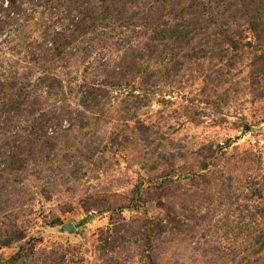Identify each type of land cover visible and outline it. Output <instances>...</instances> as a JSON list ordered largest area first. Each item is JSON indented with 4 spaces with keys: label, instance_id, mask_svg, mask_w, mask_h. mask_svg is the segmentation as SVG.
Masks as SVG:
<instances>
[{
    "label": "rangeland",
    "instance_id": "obj_1",
    "mask_svg": "<svg viewBox=\"0 0 264 264\" xmlns=\"http://www.w3.org/2000/svg\"><path fill=\"white\" fill-rule=\"evenodd\" d=\"M6 8L0 2V20ZM28 10L27 41L0 36V76L11 81L21 75L35 103L18 99L2 116L0 170L12 151L24 152L29 139L43 137L42 123L60 136L22 173L0 178V264L21 247L31 255L33 244L25 264H150L154 252L159 264H264V54L257 59L258 36H246L251 46L243 60L235 55L231 65H184L168 86L152 79L146 88L142 81L151 75L145 68L158 58L119 65L120 52L114 51L132 30L118 25L122 41L108 29L110 46L103 52L100 36L87 57L81 51L60 64L27 62L45 25L61 27L64 16L51 21L42 7ZM168 14L163 20H172ZM260 40L264 50V36ZM53 75L63 96L57 88L49 94L40 88ZM85 82L93 91H109L98 93V106L89 111L81 103ZM110 83L120 88L109 89ZM146 89L142 107L133 108ZM142 124L148 133H139ZM161 218L168 221L165 232L155 246H145L143 222ZM15 226L23 240L2 246ZM103 237L113 245L102 243Z\"/></svg>",
    "mask_w": 264,
    "mask_h": 264
},
{
    "label": "trees",
    "instance_id": "obj_2",
    "mask_svg": "<svg viewBox=\"0 0 264 264\" xmlns=\"http://www.w3.org/2000/svg\"><path fill=\"white\" fill-rule=\"evenodd\" d=\"M0 2H6L8 6L4 18L0 20V36L5 35L6 38L13 36L22 44L27 41L24 40L27 33L31 32L27 22L29 7L31 9L42 7L43 14L47 20L51 21L54 20V16L64 13L61 27L53 23L46 24L43 32L39 33V43L37 41L31 43L32 48L29 49L25 60L33 65L60 64L68 55L71 56L81 51H84L87 57L88 50L93 48V44L100 36L103 40H101L103 42L101 51L103 52L110 46L106 40V38H111L108 35V29L110 33H115L114 35H117L120 41H122L120 36L124 34V31L117 32L114 25L126 31L132 30V35L123 40L125 44L114 52H120L119 65L130 63L144 65L145 63L150 64L153 58H161V63L157 59L155 64L145 68V71L151 75L146 76L150 84L146 80L142 81L146 88H152V79L160 80L158 84L162 86H168L167 82L171 83L180 78L184 65H222L223 63L231 65L235 55H239L241 60L245 59L247 47L251 46L246 36L250 34L258 36L255 39L258 41L257 47L260 48L261 56H257V59L261 60L264 54L263 45L259 46L262 42L260 39L264 36V0H0ZM165 11L169 12L166 18L172 19L171 21L163 20ZM136 37L137 42L133 44ZM75 46L79 48L76 49ZM168 65H170L169 68ZM162 66L164 71H159ZM5 76H0L3 78V82L0 81V99L4 100L0 103V120L5 111L15 109L18 99H21L24 105L35 104L30 100L31 85L23 82L25 79H22L21 75H19L20 78L11 77V81H8V76ZM59 81L53 75L52 82L50 84L43 82L45 85L40 88L45 87L47 94L57 88L63 96L62 83ZM84 85L88 87H85L84 92L80 91L83 96L81 103L84 110L89 111L98 106L97 101L100 97L98 93L108 95L109 91L101 88L93 91L89 89L92 84L85 82ZM95 87L96 84H94ZM118 87L120 88V85L109 84V89ZM142 92V96L135 97L136 102L133 108L142 107L143 96L146 97L150 93L149 89ZM63 98L66 100V97ZM92 102L94 103L92 106L87 105ZM34 114L35 111L32 110L30 116L33 117ZM71 114L73 113L66 112L69 118ZM62 119V116L57 118L60 128L63 125ZM139 127L141 134L148 133L151 129L144 124ZM39 129L43 131V137L47 139L44 146L37 150L43 137H34L25 144L24 152L22 149H18L17 152L12 151L10 157L8 155L5 159L8 163H5L4 169L0 170V178L22 173L21 171L28 167L30 161H39V156L43 151L53 149V139L60 134L54 129L47 132L48 129L43 126V123ZM50 132L53 134L52 137L47 136ZM56 134L57 136L53 138ZM2 155L5 153L0 152V156ZM208 157L211 158V155ZM205 169L206 165L202 170ZM163 177L166 178V175ZM257 183H254L258 186L255 188L256 196L260 199L262 188ZM143 223L146 231L145 246H155L159 236L165 232L168 221L161 218L146 220ZM15 227L16 229L8 233V238L3 239L2 246L9 247L12 243L23 240L24 233L19 227ZM109 240L110 237H103L101 242L113 245ZM35 245L30 246L31 255L21 247L7 263L25 264L26 259L34 255ZM106 247L110 248V246ZM151 259L150 264L160 263L155 252Z\"/></svg>",
    "mask_w": 264,
    "mask_h": 264
},
{
    "label": "water",
    "instance_id": "obj_3",
    "mask_svg": "<svg viewBox=\"0 0 264 264\" xmlns=\"http://www.w3.org/2000/svg\"><path fill=\"white\" fill-rule=\"evenodd\" d=\"M74 230H75L74 227H71V226L68 227L69 232H73Z\"/></svg>",
    "mask_w": 264,
    "mask_h": 264
}]
</instances>
